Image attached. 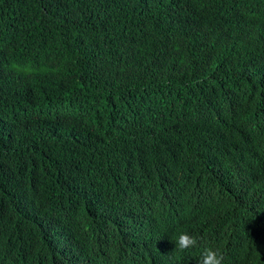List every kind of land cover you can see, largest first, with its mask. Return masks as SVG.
<instances>
[{
  "label": "trees",
  "instance_id": "obj_1",
  "mask_svg": "<svg viewBox=\"0 0 264 264\" xmlns=\"http://www.w3.org/2000/svg\"><path fill=\"white\" fill-rule=\"evenodd\" d=\"M235 36L264 43V0H0V242L114 250L149 203L196 198L192 167L264 131Z\"/></svg>",
  "mask_w": 264,
  "mask_h": 264
},
{
  "label": "clouds",
  "instance_id": "obj_2",
  "mask_svg": "<svg viewBox=\"0 0 264 264\" xmlns=\"http://www.w3.org/2000/svg\"><path fill=\"white\" fill-rule=\"evenodd\" d=\"M233 43L240 56L234 77L240 85L251 79L250 86L264 91V43L246 36L233 37ZM234 132L238 145L188 173L196 198L176 207L149 203L118 235L114 250L106 241L104 248L94 242L68 252L60 244L57 261H28L18 239L6 240L0 242V264H12L11 256L16 264H264V131Z\"/></svg>",
  "mask_w": 264,
  "mask_h": 264
},
{
  "label": "bare ground",
  "instance_id": "obj_3",
  "mask_svg": "<svg viewBox=\"0 0 264 264\" xmlns=\"http://www.w3.org/2000/svg\"><path fill=\"white\" fill-rule=\"evenodd\" d=\"M169 4V3H168ZM171 6V5H170ZM183 25V24H182ZM204 35V34H203ZM202 37V36H201ZM205 37V36H204ZM198 48V47H197ZM216 59V58H215Z\"/></svg>",
  "mask_w": 264,
  "mask_h": 264
}]
</instances>
